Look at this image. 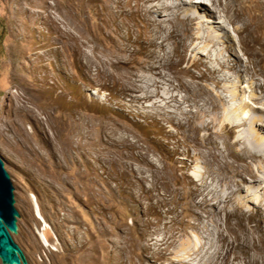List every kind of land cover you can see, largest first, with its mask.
Segmentation results:
<instances>
[{"label":"rangeland","instance_id":"1","mask_svg":"<svg viewBox=\"0 0 264 264\" xmlns=\"http://www.w3.org/2000/svg\"><path fill=\"white\" fill-rule=\"evenodd\" d=\"M108 1L0 0V156L14 186V206L19 212L17 232L11 235L28 264H113L114 259L124 264L125 258L136 263L146 252L144 224L150 222L147 229L153 230L164 221L170 224L174 220V225L181 227L189 218L184 212L186 199L196 192L202 179L211 178L205 159L214 161L217 167L216 159L208 157L206 150L227 148L235 138V129L222 123L192 129L186 117L191 115L193 119L198 107L190 99L178 102L122 97L132 92L112 81L102 66H92L84 74L87 69L78 66L65 28L92 39L104 53L115 51L112 39L116 33L100 26L102 19H110L102 9ZM241 1L257 3L258 7L250 11L261 23L264 0ZM132 3L129 0L128 5ZM211 7V12L197 16L191 31L210 28L220 42L212 55L200 48L205 53L198 52L196 58L211 65L216 64L214 58L218 56L227 65L235 58L228 51L234 47L243 62H256L264 80L262 39L248 41L246 52L239 45L236 24L229 22L221 29L217 9ZM159 20L166 25L168 17L162 15ZM138 30L142 33L143 28ZM257 30L264 34L263 26ZM228 35L233 40H227ZM167 45L165 42L158 51H167ZM83 48L78 54L81 57L88 50L85 45ZM152 51L153 47H144L141 37L132 41L130 65L136 69L145 65L154 55ZM169 53L161 55L169 82L163 79L159 88L167 96L174 85L190 78L188 69L199 72L190 63L192 58L176 60V53ZM241 85L245 87L243 100L249 101V106L257 105L248 97L252 88L249 83ZM236 100H230L231 109L245 116L243 100ZM88 136L94 144L93 155L86 153V145L76 148L69 144L77 140L82 143ZM119 136H125L124 140ZM111 137L115 140L112 149L105 147L98 152V143H107ZM257 175L244 174L248 186L244 181L247 187L241 196L249 200L242 205L251 215L245 225L252 226L245 231L255 229L264 234V180L255 181L264 175ZM119 180L130 183L121 185ZM257 186L259 190L252 191ZM118 236L134 244L126 257L112 250L110 239ZM232 245L228 257L243 254L236 240ZM0 264L4 263L0 260Z\"/></svg>","mask_w":264,"mask_h":264},{"label":"bare ground","instance_id":"2","mask_svg":"<svg viewBox=\"0 0 264 264\" xmlns=\"http://www.w3.org/2000/svg\"><path fill=\"white\" fill-rule=\"evenodd\" d=\"M128 3L129 0H109L102 4V9L106 11L104 12L110 16V19H102L103 23L100 26L108 27L116 33L112 39L116 47L115 51L104 53L99 50L97 43L92 39L84 38L69 28L68 32V29L65 28L68 42L77 53L76 62L79 64L78 66L87 69L84 74H88L92 66H102L112 81L123 84L126 90L132 92L124 93L122 97L127 96L138 100L170 99L178 102L191 100L198 107V112L193 115V119L191 115L186 117L191 122L192 129H202L210 123L212 125L222 123L232 126L236 132L235 138L231 144H227V148L218 151H213L211 148L206 150L208 157L216 159L217 167L213 166L214 161L210 162L209 160L207 162L205 159L204 164L210 166L206 173L211 178L209 180L202 179L201 183L197 184L199 187L196 188V192L192 193L190 199H186L184 212L189 218L181 227H176L173 223L174 220H169L170 224L168 221H164L153 230H148L150 222L145 223L143 229V234H145L142 237L146 238L144 246L146 252L142 253L136 263L126 258L122 263L264 264V234L255 229L252 232L245 231L252 228V226L245 225L246 221L250 220L251 215L246 212L242 205L249 199L246 196H241L243 190L248 186V180L246 181L244 174L250 172L257 177V174L261 172L264 175V80L261 79L262 70L256 68L254 60L250 59L243 62L240 53L234 47H229L228 51L235 58H231L227 65L218 56L214 58L216 64L210 65L209 62L198 60L196 58L197 53H205L198 49L204 48L212 55L216 50V45L220 42V38L214 33L215 30L213 32L210 28L191 31L192 23L197 19V16L211 12V6L214 5L218 13L219 27L224 29L227 23H235L239 45L246 52H249L246 50L248 41L260 42L261 38V43L264 44V34L257 32V29L264 27V19L261 23L256 21L251 12V9L258 7L257 3L252 4L241 0H133L130 6ZM162 15L168 17L166 25H163L162 21L159 20ZM205 20L211 21V19ZM138 27L143 28L142 33L138 32ZM140 37L144 47H153L152 53L154 55H150L145 61L146 64L136 69L135 66L130 65L132 62L130 50L132 41L138 40ZM227 40L231 41L233 38L228 35ZM170 41L175 44L174 49L173 43ZM165 42L168 43L166 46L168 50L158 51V48L164 47ZM90 43L92 45H89ZM83 45L88 50L82 52L81 57L78 54ZM170 51H172V55L174 52L176 53V60H190L192 58L190 63L198 67L199 72L195 73L188 69L187 73H189L190 78L174 85L170 95L167 96L159 90L160 85L167 79L163 70L165 62H162L161 55H168ZM243 82H248L252 87L248 97L257 105L249 106V101L243 100V89L245 90V87L241 85ZM201 96L203 97L202 100L199 99ZM231 99H237L235 102H238V99L243 100L245 116L231 109L233 105ZM22 106L26 107L25 104ZM231 111L234 113L230 114ZM197 116L200 118L207 116V118L200 122L198 121L200 118ZM181 124L183 125V122ZM237 126H242V128L237 129ZM104 129H108V127ZM241 129L244 131H240ZM119 138L123 141L125 136H119ZM86 139L82 143L77 140L74 144L72 142L69 144L76 148H83L82 145H86V153L93 155L96 153L94 144L89 136ZM190 140L192 141V139ZM106 142L101 140L98 143V152H103L104 150L101 151L102 148L110 150L112 149L111 146L115 145V140L112 137ZM261 179L264 180L263 177L254 180L257 182ZM249 180L252 182L251 179ZM119 181L121 185L125 186L130 183L128 180ZM244 181H246L247 186L243 183ZM140 184L142 183L140 182ZM252 186L251 188H253ZM254 188L256 189L252 191L259 190L258 186ZM261 200L264 201V193L261 195ZM212 205H216V209H213ZM121 236L125 235L122 234ZM120 237L110 239L112 250L126 257L129 255L127 254L128 248L134 244L132 242L127 244ZM234 240L237 241V248L243 254L235 253L228 257ZM112 263L117 264V261L115 262L114 259Z\"/></svg>","mask_w":264,"mask_h":264},{"label":"water","instance_id":"3","mask_svg":"<svg viewBox=\"0 0 264 264\" xmlns=\"http://www.w3.org/2000/svg\"><path fill=\"white\" fill-rule=\"evenodd\" d=\"M14 186L0 156V260L4 264H28L20 246L11 232L18 229L19 212L14 206Z\"/></svg>","mask_w":264,"mask_h":264}]
</instances>
